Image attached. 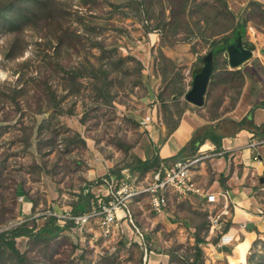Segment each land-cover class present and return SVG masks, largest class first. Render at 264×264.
<instances>
[{
  "label": "rangeland",
  "instance_id": "rangeland-1",
  "mask_svg": "<svg viewBox=\"0 0 264 264\" xmlns=\"http://www.w3.org/2000/svg\"><path fill=\"white\" fill-rule=\"evenodd\" d=\"M181 1L0 0V232L25 221L38 230L49 216L72 212L84 185L111 170L144 179L147 173L125 166L147 133L140 120L153 104L152 75L170 119L174 92L192 87L208 57L214 66L216 42L232 34V24L244 22V41L264 50V0H188L184 14ZM146 48L149 68L141 59ZM226 60L227 50L216 63ZM93 66L110 70L107 97L99 95ZM77 69L83 74L71 78ZM211 80L206 111L213 117L226 95L225 109L236 103L245 82L229 73ZM93 189L94 196L106 191ZM130 208L135 226L122 222L113 240L104 241L94 224L49 240L22 235L15 238L22 259L0 243V264H151V257L159 264H264V231L241 261L225 253L207 259L204 243L196 260V242L158 221L148 194ZM200 212L194 221L201 237L210 222Z\"/></svg>",
  "mask_w": 264,
  "mask_h": 264
},
{
  "label": "crops",
  "instance_id": "crops-1",
  "mask_svg": "<svg viewBox=\"0 0 264 264\" xmlns=\"http://www.w3.org/2000/svg\"><path fill=\"white\" fill-rule=\"evenodd\" d=\"M250 30L253 34L257 33L253 28ZM186 54V59L192 60L185 61L191 64L193 55L189 56V52ZM176 55L177 53H174V59ZM141 59L143 65L149 68L151 62L148 48ZM256 59L257 66L254 63ZM236 69L247 70L242 92L236 103L227 109L224 108L229 98L226 95L218 114L213 117L206 111L212 77L202 105H196L186 98V93L191 87L181 95L174 92V114L170 119H166V115L162 113L161 96L158 93L155 94L158 91L155 90L158 78L152 75L150 82L154 83V86L152 84L154 93L152 92L151 98L153 104L143 111V117L149 118L150 125L147 129L143 127L147 133L143 135L136 153V157L142 159H150L158 153L162 162L165 161L164 166L177 160L198 158L194 163L192 176L204 190V194L190 193L187 196H179L175 191L170 193L168 207L157 213V220L174 226L180 232L179 237H189L192 243L197 244L196 236L203 238L199 244L204 243L202 251L207 259L212 260L222 257L225 253V257L230 260L241 261L243 249L248 248L257 236V232L264 231V143L252 146V143L260 142L264 138L255 135L251 130L242 129L233 135L224 136L218 150L214 142L207 140L193 158L177 156L189 143L194 131L205 125L218 123L221 125V130L222 128L227 130L229 125L224 120L227 118L241 120L252 108L254 123L257 126H264V106H256L264 100V50L254 48L252 57L239 67L234 68L230 65L229 68H225L228 71ZM164 102L167 103V101ZM187 151L184 154H187ZM93 188L100 189L103 186L96 185ZM200 211H205L204 216L205 218L207 216L209 222L211 216L223 211L226 213L222 215L219 227L216 229L210 227L209 230L207 228L206 236L200 237L195 231L201 224L194 221V217L200 214ZM243 224H246V227H243ZM218 232L220 234L216 236L217 240H212ZM223 234L225 236L230 234L233 237L226 239L221 247L219 243ZM228 248L231 250L229 251ZM160 260L161 258L152 259L151 257V264H159Z\"/></svg>",
  "mask_w": 264,
  "mask_h": 264
},
{
  "label": "trees",
  "instance_id": "trees-1",
  "mask_svg": "<svg viewBox=\"0 0 264 264\" xmlns=\"http://www.w3.org/2000/svg\"><path fill=\"white\" fill-rule=\"evenodd\" d=\"M188 4V0H182L178 4V11L182 14L185 13L186 5ZM175 5V4H174ZM232 27V34H224L218 42H216L215 49L213 51L214 54V69L217 72H214L213 76L215 73L217 75H220L222 73H229L233 75H239L242 81V84L244 83L245 77L247 70L245 69H236V70H225L227 67V64L229 62L226 60V65L223 67H220L217 65V57L224 53L228 46L232 43H234L239 37L243 39V42L246 47L250 49H254L255 46L252 42H247L244 41V35H245V24L244 22L237 21L234 24L231 25ZM226 71V72H222ZM109 72L110 70L108 67L104 68H98L96 66L92 67V76L101 79V83H98V91L99 95L103 96L105 94L109 93V87L111 85V79L109 78ZM71 78H76L78 75H81L83 73L79 72V69L76 71H71ZM212 81H210L211 85ZM209 85V86H210ZM185 91L179 92L178 94H184ZM107 97V96H106ZM108 101V100H107ZM256 106H264V100L256 104ZM224 122L229 125L227 126V130L220 129L221 125L218 123L217 125H205L201 129H198L193 132L191 140L189 143L182 148L180 153L177 155L179 158H181V155L184 157H190L193 158L194 156L197 155V151L202 146L207 140H211L216 144V149L218 150L220 147V141L222 138L226 135H233L237 132H239L242 129H248L254 132L255 135H258L259 137L264 138V126H257L254 123L253 119V108L251 111L243 117L241 120H234L231 118H227L224 120ZM223 124V123H222ZM187 151V154H184V152ZM190 152V153H189ZM165 162V161H164ZM164 162H162L160 156L158 153H155L152 158L150 159H142L140 157H135L132 162L127 164L125 168H127L130 172H139V173H145L150 170L158 169L161 168L164 165ZM122 169V168H121ZM117 169V170H111L106 176H102L98 179L88 181L82 190V193L79 197V200L74 203L72 213L73 214H80L85 211H87L91 207V199L94 197V194L92 192V188L96 185H99L102 183L104 177H110L112 174H116L117 177H122V170ZM30 222L34 221H25L22 222L19 225H16L12 227L10 230L7 231H2L0 232V243L4 246H6L8 249H10L14 254H16L19 259L21 260L22 256L20 254L19 249L16 247V237L25 235L29 236L32 239H45L49 240L57 235L60 234L61 231L64 229L70 228L74 225L73 220L67 221L65 224H61L58 222V219L55 215H51L47 218V221L45 224L40 227L38 230H36L35 226H30ZM227 227L225 228V230ZM197 244H196V251H195V259L199 260L202 255V251L199 248V243L202 242L203 240L196 236Z\"/></svg>",
  "mask_w": 264,
  "mask_h": 264
},
{
  "label": "built area",
  "instance_id": "built-area-1",
  "mask_svg": "<svg viewBox=\"0 0 264 264\" xmlns=\"http://www.w3.org/2000/svg\"><path fill=\"white\" fill-rule=\"evenodd\" d=\"M148 117H142L140 122L142 127L147 129L150 125ZM156 122V120H154ZM264 143V140L252 143V146ZM198 158L177 160L170 165L151 170L144 179L135 181L129 174L122 177L111 175L104 177L101 186H105V193L95 194L91 199V207L80 214L69 212L63 216H56L58 221H74V225L80 230L86 226L94 224L99 228L100 236L104 241H110L116 238L120 233L122 222L129 221L134 225L133 215L130 203L133 198L149 195L150 204L153 211L160 213L168 207L169 194L177 192L179 196H187L190 193L204 194V190L199 186L192 176L194 163ZM264 175V169H263ZM100 190H102L100 188ZM92 191L94 189L92 188ZM227 208V206H226ZM223 211L210 217L211 229H216L221 224ZM246 227V224L242 225ZM140 237L143 233L139 232ZM230 236V237H229ZM232 235L223 234L219 246L225 244V240L232 238ZM227 243V242H226Z\"/></svg>",
  "mask_w": 264,
  "mask_h": 264
},
{
  "label": "water",
  "instance_id": "water-1",
  "mask_svg": "<svg viewBox=\"0 0 264 264\" xmlns=\"http://www.w3.org/2000/svg\"><path fill=\"white\" fill-rule=\"evenodd\" d=\"M227 52L229 63L234 68L239 67L253 55V50L245 46L241 37L228 46ZM213 69V62L210 57H208L203 68L195 74L192 87L186 93V98L190 102L196 105H202L204 103L209 79ZM228 250L230 251L231 249L228 248Z\"/></svg>",
  "mask_w": 264,
  "mask_h": 264
}]
</instances>
